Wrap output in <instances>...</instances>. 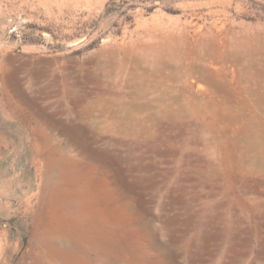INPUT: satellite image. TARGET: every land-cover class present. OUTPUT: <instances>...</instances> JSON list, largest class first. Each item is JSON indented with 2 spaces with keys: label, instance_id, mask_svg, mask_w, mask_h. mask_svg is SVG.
<instances>
[{
  "label": "rangeland",
  "instance_id": "374dc122",
  "mask_svg": "<svg viewBox=\"0 0 264 264\" xmlns=\"http://www.w3.org/2000/svg\"><path fill=\"white\" fill-rule=\"evenodd\" d=\"M190 50L208 72L178 78ZM72 130L100 157L71 171ZM253 142L264 0H0V264H47L59 229L108 241L81 264H264Z\"/></svg>",
  "mask_w": 264,
  "mask_h": 264
},
{
  "label": "bare ground",
  "instance_id": "6f19581e",
  "mask_svg": "<svg viewBox=\"0 0 264 264\" xmlns=\"http://www.w3.org/2000/svg\"><path fill=\"white\" fill-rule=\"evenodd\" d=\"M202 30V29H201ZM184 38V37H183ZM249 40V39H248ZM223 42V41H222ZM241 44V43H240ZM208 45V44H207ZM221 45V44H220ZM247 45V44H246ZM238 46V45H237ZM205 47V46H204ZM240 47V46H239ZM245 48V47H244ZM170 49V48H169ZM201 49H203V47L201 48ZM206 49V48H205ZM208 49V48H207ZM214 49V48H213ZM196 50V49H195ZM209 50V49H208ZM225 50V49H224ZM237 50H238V48H237ZM197 51V50H196ZM203 51V50H202ZM206 52H207V50H205ZM213 51V50H212ZM239 51V50H238ZM188 52V51H187ZM209 52V51H208ZM251 52V51H250ZM235 53H238L236 50H235ZM240 53H242V52H240ZM239 53V54H240ZM202 54V53H201ZM205 54V53H204ZM209 54V53H208ZM207 54V55H208ZM211 54V53H210ZM209 54V55H210ZM229 54V53H228ZM239 54H237L236 56L237 57H240V55ZM183 55H184V52H183ZM203 55V54H202ZM253 55V54H252ZM203 56H205V55H203ZM241 56H242V54H241ZM174 57V56H173ZM246 57V56H245ZM252 58H253V56H251ZM182 58V57H181ZM185 58V59H184ZM251 58V59H252ZM209 59H211V58H209ZM214 59V58H213ZM212 59V60H213ZM244 59V58H243ZM254 59V58H253ZM237 60H238V58H237ZM233 62V61H232ZM240 61L238 60L237 61V63H239ZM210 64H213V61H210ZM178 65V64H177ZM236 65V64H235ZM179 66H180V69H179V74H177L176 76L178 77V78H185V80H186V78H195V77H201V76H204L207 72H208V62L206 61V59L204 60L203 59V57L200 55V53H195L194 54V52H191V50H190V53L188 54V55H186V57H183V59H182V61H180L179 62ZM210 66V65H209ZM239 66H240V64H239ZM238 66V67H239ZM219 67V66H218ZM179 68V67H178ZM239 68H241V66L239 67ZM234 69V68H233ZM222 70V69H221ZM244 70V69H243ZM159 71V70H158ZM216 73L219 75L220 74V68L219 69H216ZM245 71V70H244ZM234 72H235V69H234ZM246 72V71H245ZM222 74H224V73H222ZM251 74V73H250ZM173 75V74H172ZM172 75H171V77H172ZM120 76V75H119ZM207 77H205V78H211V77H209L208 75H206ZM234 76H236V75H234ZM247 76V75H246ZM245 76V77H246ZM252 76V75H251ZM254 76V75H253ZM142 77H144V76H142ZM175 77V76H174ZM220 77V76H219ZM221 77H222V75H221ZM170 78V77H169ZM204 78V77H203ZM218 78V77H217ZM250 78V77H249ZM253 78V77H252ZM116 79V78H115ZM172 79V78H171ZM200 79V78H199ZM198 79V80H199ZM202 79V78H201ZM255 79V78H254ZM162 80V79H161ZM172 80H174V79H172ZM178 80V79H177ZM184 80V81H185ZM208 80V79H207ZM225 80V79H224ZM210 81V80H209ZM250 81V80H249ZM136 82V81H135ZM170 82V81H169ZM256 82V81H255ZM144 84V83H143ZM256 84V83H255ZM146 85V84H145ZM216 85V84H215ZM263 85V84H262ZM262 85H261V87H262ZM132 86V85H131ZM227 86V85H226ZM259 86V85H258ZM118 87V86H117ZM216 87V86H215ZM218 87H220L219 85H218ZM252 87V86H251ZM119 88V87H118ZM143 87H141V89H142ZM151 88V87H150ZM221 88V87H220ZM255 88H257V87H255ZM141 89L139 90V91H141ZM149 89V88H148ZM172 89V88H171ZM207 89V88H206ZM225 89V88H224ZM127 90V89H126ZM135 90V89H134ZM143 90V89H142ZM215 90H217L216 88H215ZM219 91H220V89H219ZM224 91V90H223ZM251 91V90H250ZM257 91H259V90H257ZM256 91V92H257ZM216 92H218V91H216ZM170 93V92H169ZM222 93H224V92H222ZM255 93V92H254ZM225 94V93H224ZM226 94H228V93H226ZM258 94V93H257ZM125 95V94H124ZM142 95V94H141ZM259 95V94H258ZM102 96V95H101ZM140 96V95H139ZM227 96V95H226ZM147 97V96H146ZM228 97V96H227ZM101 98V97H100ZM229 98L230 97H228V100H229ZM259 98V97H258ZM263 98V97H262ZM118 99H119V97H118ZM233 99V98H232ZM227 100V99H226ZM263 100V99H262ZM260 101V100H259ZM258 101V102H259ZM103 102V101H102ZM115 103V102H114ZM202 103V102H201ZM228 104V103H227ZM234 105V103H231V105ZM258 104V103H257ZM117 105V104H116ZM135 105V104H134ZM97 106V105H96ZM222 106V105H221ZM134 107V106H133ZM170 107V106H169ZM184 107V106H183ZM182 107V108H183ZM223 107V106H222ZM88 108V107H87ZM92 108V107H91ZM138 108V107H137ZM141 108H143V107H141ZM145 108V107H144ZM259 108V107H258ZM90 109V108H89ZM200 109V108H199ZM225 109H227L226 107H225ZM229 109V108H228ZM231 110H232V108H230ZM122 110V109H121ZM140 110V109H139ZM146 110V109H145ZM182 110V109H181ZM188 110L190 111V109L188 108ZM235 110V109H234ZM88 111V110H87ZM90 111V110H89ZM164 111V110H163ZM195 111V110H194ZM217 111V110H216ZM225 111V110H224ZM115 112V111H114ZM127 112V111H126ZM139 112V111H138ZM218 112V111H217ZM87 113H89V112H87ZM131 113V112H130ZM119 114V113H118ZM137 113H135L134 115H136ZM180 114V113H179ZM227 114H229V113H227ZM226 114V115H227ZM89 115H90V113H89ZM116 115V114H115ZM128 115H129V113H128ZM155 115V114H154ZM153 115V116H154ZM175 115V114H174ZM186 115V114H185ZM187 115H189V114H187ZM199 115V114H198ZM85 116H87V115H85ZM126 116H127V114H126ZM126 116H125V118H126ZM133 116V115H132ZM191 116V115H190ZM211 116V115H210ZM50 117V116H49ZM100 117V116H99ZM114 117V116H113ZM119 117V116H118ZM173 117V116H172ZM192 118H193V116H191ZM108 118H109V116H108ZM107 118V119H108ZM124 118V117H123ZM143 118H144V116H143ZM150 118V117H149ZM211 118H212V116H211ZM240 118V117H239ZM142 119V118H141ZM176 119V118H175ZM183 119V118H182ZM188 119V118H187ZM191 119V118H190ZM199 119V118H198ZM49 120H51L50 118H49ZM136 120H137V118H136ZM155 120V119H154ZM173 120V119H172ZM221 120V119H220ZM239 120V119H238ZM93 121V120H92ZM128 121H130V120H128ZM139 121V120H138ZM144 121V120H143ZM180 121V120H179ZM183 121V120H182ZM191 121V120H190ZM204 121V120H203ZM117 122V121H116ZM135 122V121H134ZM177 122V121H176ZM93 123V122H92ZM122 123V122H121ZM199 123V122H198ZM117 124V123H116ZM120 124V123H119ZM125 124V123H124ZM131 124V123H130ZM138 124H140V123H138ZM137 124V125H138ZM113 125V124H112ZM142 125H144V124H142ZM201 125V124H200ZM117 126V125H116ZM120 126V125H119ZM125 126V125H124ZM129 126V125H128ZM134 126V125H133ZM252 126V125H251ZM82 127V126H81ZM98 127V126H97ZM97 127L95 128V129H97ZM139 127V126H138ZM152 127V126H151ZM171 127V126H170ZM174 127V126H173ZM181 127V126H180ZM87 128V127H86ZM100 128V127H99ZM103 128V127H102ZM105 128V127H104ZM116 128V127H115ZM113 129V128H111L110 129V131L112 132V134H114L115 133V131H116V129ZM123 128V127H122ZM137 128V127H136ZM146 128V127H145ZM113 129V130H112ZM125 129V128H124ZM134 129V128H133ZM141 129V128H140ZM252 129H253V127H252ZM83 130V129H82ZM93 130H94V128H93ZM127 130V129H126ZM125 130V131H126ZM136 130V129H135ZM250 130V129H249ZM248 130V131H249ZM260 130V129H259ZM83 131H85V130H83ZM87 131V130H86ZM95 131V130H94ZM101 131V130H100ZM117 131H119V127H118V129H117ZM146 131V130H145ZM223 131V130H222ZM97 132V131H96ZM95 132V133H96ZM138 132H141V131H138ZM148 132V131H147ZM210 132V131H209ZM236 132V131H235ZM118 133V132H117ZM144 133V132H143ZM228 133V132H227ZM86 134V133H85ZM89 134V133H88ZM93 134V133H92ZM124 134V133H123ZM247 134H248V132H247ZM263 134V133H262ZM67 135V134H66ZM207 135V134H206ZM215 135V134H214ZM223 135V134H222ZM229 135V134H228ZM84 134H82V133H80L79 131H77V132H73V130L71 131V132H68V135H67V144L70 146H74V144H76V146H77V152L75 153V155H69L68 157H66L65 158V162H66V169H67V166H69L68 168H70V167H72L71 166V164L74 162V159H76V156H79L80 158H87V157H89V158H91V157H97V159L100 157L99 155H96V154H94V152L92 151V149H94V148H91L90 147V145L86 142V139L84 138ZM127 136V135H126ZM226 136V135H225ZM263 136V135H262ZM88 137V136H87ZM95 137H96V135H95ZM222 137V136H221ZM88 138H90V137H88ZM235 138V137H234ZM260 138V137H259ZM98 139V138H97ZM143 139V138H142ZM227 139V138H226ZM245 139V138H244ZM127 140V139H126ZM131 140V139H130ZM228 140V139H227ZM249 140V139H248ZM262 140V142H263V139H261ZM237 141V140H236ZM242 141H244V140H242ZM133 142V141H132ZM249 142V141H248ZM74 143V144H73ZM134 143V142H133ZM250 143V142H249ZM247 144V143H246ZM253 144V147L255 148V151H256V153L258 154V156H264V150L262 149V148H260V146L258 145V143H255V142H253L252 143ZM237 145V144H236ZM238 146V145H237ZM240 148V147H239ZM238 148V149H239ZM96 149V148H95ZM245 149V148H244ZM70 150L71 151H74V149L71 147L70 148ZM70 150H68V151H70ZM242 150V149H241ZM241 150H240V152H241ZM95 151V150H94ZM229 151V150H228ZM97 152H98V150H97ZM74 153V152H73ZM243 154V153H242ZM229 157V156H228ZM251 157V156H250ZM253 157V156H252ZM255 157V156H254ZM252 159V158H251ZM243 160V159H242ZM245 160V159H244ZM258 160V159H257ZM261 160V159H260ZM239 161V160H238ZM238 163V162H237ZM243 163V162H242ZM74 164V163H73ZM250 164V163H249ZM259 164V163H258ZM260 166V165H259ZM246 167V166H245ZM243 168V167H242ZM72 168H70V170H71ZM238 169H239V167H238ZM241 169V168H240ZM256 170V169H255ZM72 171V170H71ZM259 170H257V172H258ZM264 171V170H263ZM262 171V172H263ZM253 174V173H252ZM263 174V173H262ZM217 187H219V186H217ZM253 188V187H252ZM260 194V193H259ZM257 197V196H256ZM255 200V199H254ZM259 213V212H258ZM264 215V214H263ZM186 230V229H185ZM56 234H58L59 236L58 237H56L55 239H57V238H60V240H61V236L60 235H62V231L59 229L58 230V233H56ZM101 235V233H98V234H96V237H98L99 238V236ZM53 234H48V236H47V238H45L44 240H43V243L45 244V247L47 248V251L49 252V254H47V264H81L82 262H83V259H84V256H86V257H88V254H90V252L91 251H93V249H96V250H98L99 252H101V251H104V252H108V249L109 248H107V245H106V243H108V241L107 240H105L104 238L101 240L102 242H100L99 244H104L105 246H103V247H105V248H103L102 247V245H99V244H97L96 242H95V240H94V235H92V236H89V235H87L86 233H84V232H80L79 233V236L77 237V241L76 242H73L76 246H75V249L73 248V249H70L67 245L70 243V241H69V239L68 238H66V240H67V242L65 243L66 244V246L64 247L63 246V243H64V240H62V241H58L57 243H60V248L58 249V250H56V247H58V245H56V241L57 240H55L54 238H53ZM100 247H102V248H100ZM107 250V251H106ZM86 253V255H84L83 256V254H85ZM98 255V254H97ZM238 261V260H237ZM230 262V261H229ZM200 263V262H199ZM234 263V262H233ZM239 263V262H238ZM201 264V263H200ZM204 264V263H203ZM243 264V263H242Z\"/></svg>",
  "mask_w": 264,
  "mask_h": 264
}]
</instances>
